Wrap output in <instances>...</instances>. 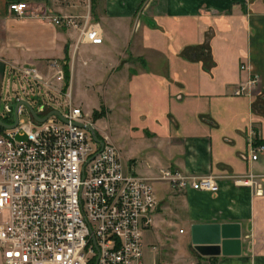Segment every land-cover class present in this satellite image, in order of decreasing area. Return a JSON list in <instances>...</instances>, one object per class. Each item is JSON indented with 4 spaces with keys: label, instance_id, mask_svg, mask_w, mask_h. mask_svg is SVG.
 Instances as JSON below:
<instances>
[{
    "label": "crops",
    "instance_id": "0c3cea01",
    "mask_svg": "<svg viewBox=\"0 0 264 264\" xmlns=\"http://www.w3.org/2000/svg\"><path fill=\"white\" fill-rule=\"evenodd\" d=\"M16 2L26 4L25 16L9 11ZM45 13L79 19L89 13L102 43L77 44V29L46 22ZM65 60L69 80H53L50 94L69 93L79 107L73 105L75 83L108 76L124 78L131 117L139 101L143 110L132 128L140 130L142 164L121 153L137 175L153 178L169 169L220 177L215 193L152 182L158 206L143 229V264H264V180L260 192L233 181L264 175V153L251 160L247 143L254 127L264 144V0H96L92 7L91 0H0V107L10 112L2 117L14 119L11 104L23 100L8 94L13 67H33L51 78L57 68L64 72ZM251 74L259 81L249 95L234 96ZM42 106L45 114L56 110ZM178 222L190 229L183 245L169 240ZM222 223L240 224L241 253L200 255L191 227Z\"/></svg>",
    "mask_w": 264,
    "mask_h": 264
},
{
    "label": "built area",
    "instance_id": "2783aa9c",
    "mask_svg": "<svg viewBox=\"0 0 264 264\" xmlns=\"http://www.w3.org/2000/svg\"><path fill=\"white\" fill-rule=\"evenodd\" d=\"M9 11L23 17L26 4L11 3ZM41 18L77 29V44L102 43L89 13L80 19L52 13ZM51 66L59 67L57 61ZM12 74L31 78L48 90H55L53 80L65 77L60 68L51 78L33 67H13ZM258 81L259 76L251 74L232 94L249 95ZM65 96L66 122L55 115L37 122L21 107L16 127L0 132V211H8V221L0 220V264H143V229L151 226L158 206L152 182L215 193L220 177L169 169L153 178L137 175L108 137L97 136L100 146L89 130L76 125L92 123L72 106L70 94ZM43 109L37 112L41 117ZM22 112L26 119L20 118ZM247 143L249 158L259 159L264 144L256 128H250ZM233 179L260 192L264 175L248 173Z\"/></svg>",
    "mask_w": 264,
    "mask_h": 264
},
{
    "label": "rangeland",
    "instance_id": "374dc122",
    "mask_svg": "<svg viewBox=\"0 0 264 264\" xmlns=\"http://www.w3.org/2000/svg\"><path fill=\"white\" fill-rule=\"evenodd\" d=\"M117 80V81H116ZM111 78L108 76L100 78V82L84 81L75 83L73 88V105H78L84 113L86 119L95 127V131L100 136L108 137L120 149L124 157H134L138 166L144 159L140 148V130L133 129L135 123H139V115L143 108L140 107L139 101H135L133 117L130 116L129 110L126 109L128 104L124 97V78ZM119 80V81H118ZM116 81L117 85L112 86ZM42 83H38L31 78L17 75L9 79L8 94L12 99L19 96L21 99L27 98L30 105L35 111H38L42 105H48L52 108L66 113L68 109V100L63 92H52ZM14 108L15 103L11 104ZM4 104L0 107L1 114H9V110ZM20 118H27L25 112L20 113ZM132 118V119H131ZM153 187L155 183H152ZM0 220L6 223L8 221V211H0ZM182 228L185 233L179 234L178 229ZM190 229L184 222H178L174 226V231L170 236L171 241H177L180 244L189 242ZM154 240L161 247L166 242L161 238L159 233L154 234Z\"/></svg>",
    "mask_w": 264,
    "mask_h": 264
},
{
    "label": "water",
    "instance_id": "95a60500",
    "mask_svg": "<svg viewBox=\"0 0 264 264\" xmlns=\"http://www.w3.org/2000/svg\"><path fill=\"white\" fill-rule=\"evenodd\" d=\"M28 110L32 118L37 122H44L49 116L55 115L61 120L62 113L58 110H50L43 117L39 116L37 111L30 105L27 100L16 102L13 112V123H6L0 117V127L3 129H12L16 127L19 121L20 108ZM77 126L89 130L92 139L102 146L97 137L95 127L92 124L76 123ZM192 243L195 250L202 256H234L241 253V226L239 223H222V224H194L191 227Z\"/></svg>",
    "mask_w": 264,
    "mask_h": 264
},
{
    "label": "trees",
    "instance_id": "16d2710c",
    "mask_svg": "<svg viewBox=\"0 0 264 264\" xmlns=\"http://www.w3.org/2000/svg\"><path fill=\"white\" fill-rule=\"evenodd\" d=\"M96 0H91V7L95 4ZM64 76H65V80L68 82L69 80V70H68V60H65L64 62ZM1 119L6 122V123H13V119H6L4 117H2L0 115ZM3 131V128L0 127V132ZM97 136L99 137V134H97Z\"/></svg>",
    "mask_w": 264,
    "mask_h": 264
}]
</instances>
